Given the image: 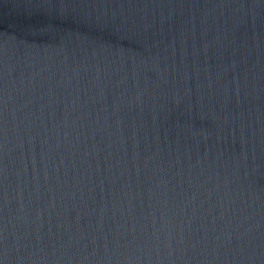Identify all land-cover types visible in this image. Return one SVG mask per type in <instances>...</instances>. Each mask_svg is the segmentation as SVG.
Listing matches in <instances>:
<instances>
[{
  "label": "water",
  "instance_id": "95a60500",
  "mask_svg": "<svg viewBox=\"0 0 264 264\" xmlns=\"http://www.w3.org/2000/svg\"><path fill=\"white\" fill-rule=\"evenodd\" d=\"M0 264H264V0H0Z\"/></svg>",
  "mask_w": 264,
  "mask_h": 264
}]
</instances>
